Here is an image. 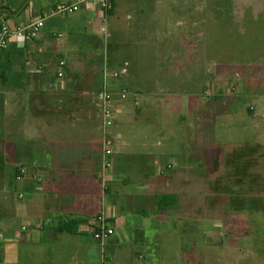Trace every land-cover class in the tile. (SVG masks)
Listing matches in <instances>:
<instances>
[{"label":"crops","instance_id":"obj_1","mask_svg":"<svg viewBox=\"0 0 264 264\" xmlns=\"http://www.w3.org/2000/svg\"><path fill=\"white\" fill-rule=\"evenodd\" d=\"M184 1L174 10L162 0H115L105 15L85 0H1L12 30L45 25L0 55V264H141L146 255L164 264L159 241L176 234L182 253L206 264L207 248L230 252L222 240L239 238L235 219L264 229V118L248 104L241 125L225 121L245 96L264 110L263 83L250 85L249 65L235 70L223 57L224 46H238L237 28L212 36L231 13ZM78 2L75 13H54ZM104 88L115 113L107 129L96 98ZM101 216L115 232L104 243L91 236Z\"/></svg>","mask_w":264,"mask_h":264},{"label":"rangeland","instance_id":"obj_2","mask_svg":"<svg viewBox=\"0 0 264 264\" xmlns=\"http://www.w3.org/2000/svg\"><path fill=\"white\" fill-rule=\"evenodd\" d=\"M182 1L162 0L163 3H166L163 6L165 8H169V6L171 7V4L174 5V8L177 6V8H175L174 10L181 9V7L177 4H180ZM201 2L204 5L207 4L208 9L214 8V3H217L216 8H222L223 15L231 13L230 18L226 16L222 17L224 25L223 27H220L219 22L217 25H213L212 36H214L215 32H217L219 37L221 32L224 33L223 29L227 25H229L231 29L237 28L236 34L235 32H232L234 34L232 36L234 41L235 39H237L238 46H224L223 57L226 59L229 56L233 57V60H228L226 62L232 63V66L235 70L243 68L244 64L249 65V68L247 69L250 73H252V75H250L251 78L249 84L257 86L259 82L263 83L261 88H263L264 90V0H201ZM183 3L188 4V6H190L194 3V1L185 0ZM188 6L185 8H188ZM245 55L248 57H246ZM237 73L239 75L242 74H240V72ZM236 81L237 80H235V82ZM239 103L241 104V109H239L237 113H234V115L229 116L231 118H227L225 120L231 125L235 127L241 125V122L244 120L243 117L245 115L247 116L246 108L248 104L256 105L258 107L257 113L260 116H263L264 118V110L260 106H258L257 100L254 99L252 95H249V97H243V99ZM171 114L172 116H170L169 119L178 120L179 114H181V112L175 107V111H172ZM240 115L241 118H239ZM248 137H255V139H257L258 135H256V133H254L253 131L252 134H248ZM261 204L262 205L260 207L262 212L264 213V200H261ZM246 217L247 216H243L240 217V219H235L234 221L239 226V238H237L236 240H232V237H228L226 238V240H222V246L225 247V245H231L229 248H227V251L230 252L222 258L218 254L221 248H207L208 251L211 250L212 252L211 255L206 258V264H264V229H262L261 227L257 228V226H261V224L257 225L252 221L246 222ZM180 225L181 222L179 221L172 224L173 227L175 226V229H178ZM220 225L224 226L223 224ZM164 226L171 225L164 224ZM160 227H162V225H160ZM202 228L203 230L206 229L207 234L213 237L211 243L216 242V240L219 241L220 232L216 230L215 227L213 228V225H202ZM218 229L222 230L223 228L219 227ZM181 235L183 236V234ZM91 236L93 238V234H91ZM180 236L177 234L174 235V238L177 239L173 238L174 240H171V242L167 241L163 236L161 237L162 239H160L159 242L164 245L162 247L164 251L168 252V256L163 257V261H165L164 264H189V262H191L190 264H197V262H192L194 261V258L197 261V257L188 258L189 255H185L182 253V247L180 245L178 247L176 246L177 244L182 243L183 239H181L182 237ZM132 241V243L136 242L135 239H133ZM245 245L247 246L244 247ZM125 246L131 247L132 244H126ZM212 247H214V245ZM232 249L238 250L235 251ZM251 250L253 252L251 253V255H249L248 252H250ZM259 250L261 252H258ZM225 254L226 253H224V255ZM145 258L146 259L144 261L140 262L141 264H154L155 260L160 259V257H155L151 255H146ZM250 261H252V263ZM260 261H262V263Z\"/></svg>","mask_w":264,"mask_h":264},{"label":"built area","instance_id":"obj_3","mask_svg":"<svg viewBox=\"0 0 264 264\" xmlns=\"http://www.w3.org/2000/svg\"><path fill=\"white\" fill-rule=\"evenodd\" d=\"M86 2H91L97 5L105 15L110 14L114 11L115 8V0H85ZM82 2H78L75 4H60L58 5L54 13L56 14H71L79 11ZM5 14L3 11V4L0 0V55L7 51L9 48V44L13 38H15L18 42L24 43L26 41H30L36 36H38L42 29L44 28V19H38L33 21L26 26H23L19 29L12 30L8 23L5 22ZM106 32V28L103 29ZM65 66V61L60 60L59 67L60 71L58 73L59 77L63 76L62 68ZM128 74V69L125 67L121 71L114 73L112 76L115 78H119L121 76H125ZM1 85V81H0ZM122 97L126 98V93H122ZM97 101L103 107V119L105 124V129L113 125L115 120L114 111L112 107V94L106 89H102L96 94ZM105 138L103 141L104 147V169L107 170L111 167L110 157L113 154L112 145L113 141L110 139L108 134L105 132ZM25 174V169L20 168L18 179L20 180L22 176ZM98 226L93 231V239L97 242L104 243L107 239L114 235V228L108 222V220L101 216L98 218Z\"/></svg>","mask_w":264,"mask_h":264},{"label":"trees","instance_id":"obj_4","mask_svg":"<svg viewBox=\"0 0 264 264\" xmlns=\"http://www.w3.org/2000/svg\"><path fill=\"white\" fill-rule=\"evenodd\" d=\"M73 226L71 225H64L63 227L60 228V231H66V232H76L75 229L73 230Z\"/></svg>","mask_w":264,"mask_h":264}]
</instances>
